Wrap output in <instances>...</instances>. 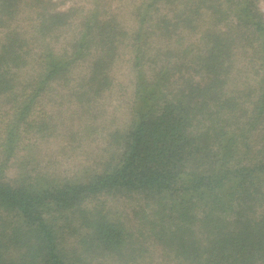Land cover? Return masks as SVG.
I'll use <instances>...</instances> for the list:
<instances>
[{
  "label": "trees",
  "instance_id": "16d2710c",
  "mask_svg": "<svg viewBox=\"0 0 264 264\" xmlns=\"http://www.w3.org/2000/svg\"><path fill=\"white\" fill-rule=\"evenodd\" d=\"M89 1L0 0V264H143L153 250L173 264H264L259 0H117L128 27L108 0ZM126 53L128 122L96 168L25 171L27 138L57 127L51 98L68 90L89 109Z\"/></svg>",
  "mask_w": 264,
  "mask_h": 264
},
{
  "label": "rangeland",
  "instance_id": "374dc122",
  "mask_svg": "<svg viewBox=\"0 0 264 264\" xmlns=\"http://www.w3.org/2000/svg\"><path fill=\"white\" fill-rule=\"evenodd\" d=\"M52 1L56 7L63 10L69 6L76 10L90 7L89 0ZM107 6L109 8L114 7L115 13L119 11L120 2L108 0ZM258 7L264 13V3L261 0L258 2ZM122 12L123 10L117 12V19H121L122 23L128 27L130 23L123 20L127 17H123ZM23 18L20 15V20L15 22L19 29L21 26L27 28V21ZM22 28L20 30H23ZM25 69L27 70L28 67ZM133 72V64L131 59L127 57V53L118 57L109 72L113 80L112 90L89 109L87 107L75 109L70 99L69 101L67 99L68 90L62 95V98H51L53 104H58L55 110L52 109V119L57 127L53 131L49 129L41 135H32L27 138L28 144L35 142L36 146L34 156L31 154V159L23 161L24 170L32 169L38 173L46 172L58 174L61 177H72L81 168H96V164L104 154L108 132L123 128L128 122L127 108L131 92L130 76ZM80 74H76L75 78ZM25 75L26 72L22 70L21 76ZM58 130L60 131L57 132ZM141 204L142 202H135L136 206ZM132 209L131 204L126 202L115 204V215L124 223L125 227H131L134 230L137 228L139 216L135 215ZM134 209L140 210L139 207ZM150 252L152 262L143 264H173L168 260H162L161 254L163 253L160 251L153 250ZM148 260L147 258L146 261ZM108 264L113 263L108 261Z\"/></svg>",
  "mask_w": 264,
  "mask_h": 264
}]
</instances>
